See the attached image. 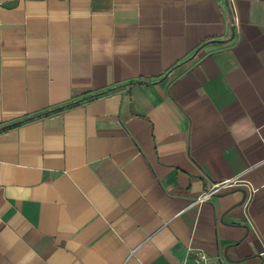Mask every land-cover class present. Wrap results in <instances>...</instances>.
Here are the masks:
<instances>
[{
	"label": "crops",
	"instance_id": "obj_1",
	"mask_svg": "<svg viewBox=\"0 0 264 264\" xmlns=\"http://www.w3.org/2000/svg\"><path fill=\"white\" fill-rule=\"evenodd\" d=\"M188 246L264 264V0H0V264Z\"/></svg>",
	"mask_w": 264,
	"mask_h": 264
},
{
	"label": "built area",
	"instance_id": "obj_2",
	"mask_svg": "<svg viewBox=\"0 0 264 264\" xmlns=\"http://www.w3.org/2000/svg\"><path fill=\"white\" fill-rule=\"evenodd\" d=\"M239 183L245 184L244 180L241 178L240 175L234 178L223 180L218 183H214L210 187L202 191L198 196H196L194 200L190 202V205L201 204L202 202L209 199L211 196L219 193L220 191ZM253 191L254 190L251 187V193ZM186 251L189 257L183 259L179 264H209L208 254L204 250L188 246ZM259 255L261 257H264V251L260 252Z\"/></svg>",
	"mask_w": 264,
	"mask_h": 264
},
{
	"label": "trees",
	"instance_id": "obj_3",
	"mask_svg": "<svg viewBox=\"0 0 264 264\" xmlns=\"http://www.w3.org/2000/svg\"><path fill=\"white\" fill-rule=\"evenodd\" d=\"M62 107H59V108H56V109H54V110H52L53 112H55V111H58V110H60Z\"/></svg>",
	"mask_w": 264,
	"mask_h": 264
},
{
	"label": "water",
	"instance_id": "obj_4",
	"mask_svg": "<svg viewBox=\"0 0 264 264\" xmlns=\"http://www.w3.org/2000/svg\"><path fill=\"white\" fill-rule=\"evenodd\" d=\"M225 41V40H224Z\"/></svg>",
	"mask_w": 264,
	"mask_h": 264
}]
</instances>
